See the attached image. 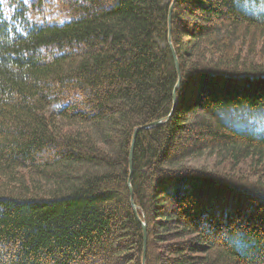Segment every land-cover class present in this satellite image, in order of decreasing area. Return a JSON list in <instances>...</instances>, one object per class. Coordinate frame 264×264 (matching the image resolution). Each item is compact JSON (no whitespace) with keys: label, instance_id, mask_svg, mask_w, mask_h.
Segmentation results:
<instances>
[{"label":"trees","instance_id":"16d2710c","mask_svg":"<svg viewBox=\"0 0 264 264\" xmlns=\"http://www.w3.org/2000/svg\"><path fill=\"white\" fill-rule=\"evenodd\" d=\"M171 2L0 0V264H264V0H175L166 119Z\"/></svg>","mask_w":264,"mask_h":264},{"label":"water","instance_id":"95a60500","mask_svg":"<svg viewBox=\"0 0 264 264\" xmlns=\"http://www.w3.org/2000/svg\"><path fill=\"white\" fill-rule=\"evenodd\" d=\"M174 2L175 0H172L170 6H169V12H168V31H169V47H170V50H171V53H172V56H173V59H174V63H175V67H176V70H177V73H178V79H177V82H176V85L174 87V90H173V105L171 107V110L168 114V116L166 117V119H168L172 114H173V111H174V108H175V104H176V90L180 84V80H181V76H180V69H179V64H178V61H177V57H176V54H175V51H174V48L172 47L171 45V42H170V30H171V13H172V9H173V6H174ZM162 121L161 120H157V121H154L152 123H149V124H146L140 128H146V127H149V126H152V125H156V124H159L161 123ZM139 130V128H137L135 131H134V135H133V138H132V142H131V145H130V149H129V155H128V161H129V178H128V189H129V193H130V197H131V207L138 219V221L141 223V226H142V232H143V262H144V259H145V256H146V243H147V228H146V224L145 222L138 216L137 214V210H136V206L133 202V193H132V190H131V187H130V177H131V172H132V156H133V149H134V140H135V136H136V133L137 131Z\"/></svg>","mask_w":264,"mask_h":264},{"label":"rangeland","instance_id":"374dc122","mask_svg":"<svg viewBox=\"0 0 264 264\" xmlns=\"http://www.w3.org/2000/svg\"><path fill=\"white\" fill-rule=\"evenodd\" d=\"M244 116L250 118L249 122H248L249 125L254 124L255 128L264 129V113H257V115H255V114H251L250 112H246L244 114ZM240 118H243V117H240ZM146 246H147V243H146ZM146 250H147V248H146Z\"/></svg>","mask_w":264,"mask_h":264}]
</instances>
